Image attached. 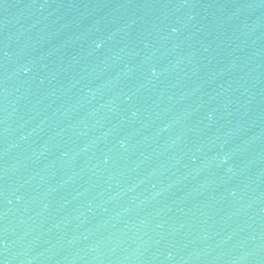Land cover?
Returning a JSON list of instances; mask_svg holds the SVG:
<instances>
[{"label":"water","instance_id":"obj_1","mask_svg":"<svg viewBox=\"0 0 264 264\" xmlns=\"http://www.w3.org/2000/svg\"><path fill=\"white\" fill-rule=\"evenodd\" d=\"M0 264H264V0H0Z\"/></svg>","mask_w":264,"mask_h":264}]
</instances>
